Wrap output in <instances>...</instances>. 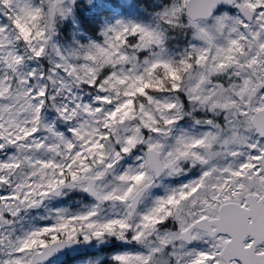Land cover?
<instances>
[{"label": "snow or ice", "instance_id": "1", "mask_svg": "<svg viewBox=\"0 0 264 264\" xmlns=\"http://www.w3.org/2000/svg\"><path fill=\"white\" fill-rule=\"evenodd\" d=\"M0 264H264V0H0Z\"/></svg>", "mask_w": 264, "mask_h": 264}]
</instances>
